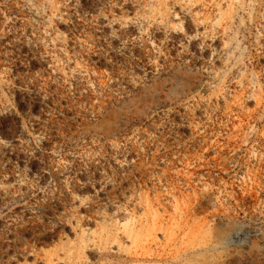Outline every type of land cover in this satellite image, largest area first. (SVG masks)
Segmentation results:
<instances>
[{
    "label": "rangeland",
    "instance_id": "obj_1",
    "mask_svg": "<svg viewBox=\"0 0 264 264\" xmlns=\"http://www.w3.org/2000/svg\"><path fill=\"white\" fill-rule=\"evenodd\" d=\"M0 264H264V0H0Z\"/></svg>",
    "mask_w": 264,
    "mask_h": 264
}]
</instances>
